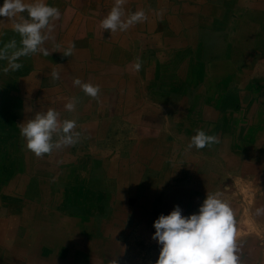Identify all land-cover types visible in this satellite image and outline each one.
I'll return each instance as SVG.
<instances>
[{
	"label": "crops",
	"instance_id": "0c3cea01",
	"mask_svg": "<svg viewBox=\"0 0 264 264\" xmlns=\"http://www.w3.org/2000/svg\"><path fill=\"white\" fill-rule=\"evenodd\" d=\"M45 2L61 13L45 30L50 56L7 74L0 61V264L155 263L142 242L160 215L196 213L208 192L230 205V184L264 182V0H126L147 20L116 33L100 27L115 0ZM12 39L0 17V48ZM49 108L80 137L38 158L19 125ZM197 130L219 143L187 149ZM261 203L231 204L237 264H264Z\"/></svg>",
	"mask_w": 264,
	"mask_h": 264
},
{
	"label": "clouds",
	"instance_id": "9594fccd",
	"mask_svg": "<svg viewBox=\"0 0 264 264\" xmlns=\"http://www.w3.org/2000/svg\"><path fill=\"white\" fill-rule=\"evenodd\" d=\"M125 3L126 0H115L113 7L100 22L103 30L111 33L124 32L147 20V15L142 9L126 12ZM60 15V10L49 6L45 0H33L31 3H25L24 0H4L0 6V17L10 21L12 31L20 37L19 46L16 39H12L0 48V61H7V66L3 68L5 74L16 72L23 67L17 62L21 57L36 53L50 56L52 52L43 47L49 39L45 30L50 33L51 21L59 20ZM74 48L75 45L69 43L63 57H70ZM133 66L136 72L140 71L142 62L139 57ZM51 76L54 80L59 79L57 71H53ZM73 84L86 96L98 98L99 85L84 83L79 78H76ZM77 103V98H70L64 106L65 110L75 111ZM58 117L59 113L49 108L46 112H36L33 118L19 125L26 149L36 157L40 158L78 142L80 133L74 131L77 127L76 121L60 120ZM216 143H219L216 135L197 130L187 149L199 150ZM261 212H264V209H257V214ZM152 226L155 231L151 239L160 245L155 264H237L234 212L230 205L221 199L220 192L206 193L196 213L184 216L182 209L174 206L168 215H160Z\"/></svg>",
	"mask_w": 264,
	"mask_h": 264
},
{
	"label": "rangeland",
	"instance_id": "374dc122",
	"mask_svg": "<svg viewBox=\"0 0 264 264\" xmlns=\"http://www.w3.org/2000/svg\"><path fill=\"white\" fill-rule=\"evenodd\" d=\"M262 186H264V182H260V181H256V183L247 182V181L233 182L232 184L229 185L230 190L232 188L238 191L236 192L235 196H233L234 194L230 195V198H229L230 207H231V204H233L234 207L236 205L245 206L247 213H248L249 211L253 209V207L258 206V203L262 204L261 202L264 201L263 196H260L261 190H263L261 188ZM233 212H234V209H233ZM142 245L147 250L145 252L142 251L143 252L142 256L145 258L150 257V255L155 256L157 251L158 250L160 251V245H158L157 242L152 239H151L150 245L146 244V242H142ZM144 262H146L145 259H143L142 264H144ZM148 264L150 263L148 262ZM151 264H155V263H151Z\"/></svg>",
	"mask_w": 264,
	"mask_h": 264
},
{
	"label": "bare ground",
	"instance_id": "6f19581e",
	"mask_svg": "<svg viewBox=\"0 0 264 264\" xmlns=\"http://www.w3.org/2000/svg\"><path fill=\"white\" fill-rule=\"evenodd\" d=\"M76 1H78V0H76ZM95 1V0H94ZM98 1V0H97ZM110 1V0H109ZM115 3V2H114ZM233 9V8H232ZM249 9V8H248ZM224 28V27H223ZM109 39V38H108ZM113 60V59H112ZM174 191V190H173ZM178 201V200H177ZM177 203V202H176ZM187 207V206H186ZM81 236V235H80Z\"/></svg>",
	"mask_w": 264,
	"mask_h": 264
}]
</instances>
